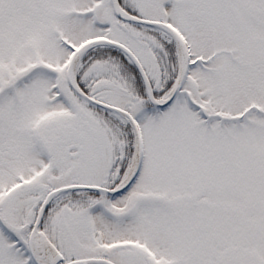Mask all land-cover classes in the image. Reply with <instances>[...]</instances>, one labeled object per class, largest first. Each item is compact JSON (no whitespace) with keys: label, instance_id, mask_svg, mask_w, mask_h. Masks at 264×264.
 Here are the masks:
<instances>
[{"label":"snow or ice","instance_id":"obj_1","mask_svg":"<svg viewBox=\"0 0 264 264\" xmlns=\"http://www.w3.org/2000/svg\"><path fill=\"white\" fill-rule=\"evenodd\" d=\"M0 264H264V0H0Z\"/></svg>","mask_w":264,"mask_h":264}]
</instances>
